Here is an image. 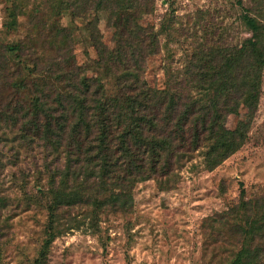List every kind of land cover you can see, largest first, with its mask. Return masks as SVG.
Masks as SVG:
<instances>
[{"label":"trees","instance_id":"1","mask_svg":"<svg viewBox=\"0 0 264 264\" xmlns=\"http://www.w3.org/2000/svg\"><path fill=\"white\" fill-rule=\"evenodd\" d=\"M124 1L100 0L96 9L117 17ZM150 2L145 0L142 6L150 8ZM122 18V24L129 25L116 28L115 49L93 34L96 65L116 81L120 91L115 96L107 94L100 79L82 75L70 56L66 42L71 35L66 30L52 38L54 44H64L55 46L57 56L45 64L31 60L34 68H29L26 57L36 53L32 55L28 47L16 48L20 71L39 77L28 104L10 97L0 100V148L9 149V154L15 151L18 159L21 148L26 153L38 149L45 161L40 166L31 154L36 179L42 182L45 176L46 180L44 189L32 197L36 201L38 195L42 200L46 197L51 205L43 258L55 238L84 227L97 234L105 213H129L136 185L158 176L174 179L182 159L193 152L201 150L207 170L217 168L230 156V137L242 145V136L225 127L226 117L241 105L256 108L259 102L264 71V23L259 19L242 16L252 37L233 46L210 42L205 29L201 36L194 34L197 45L182 62L181 73L174 71V56H168L166 87L157 89L146 83L144 73L148 58L165 48L162 32ZM3 60L0 51L2 70ZM11 160L16 165L17 160ZM20 171L18 181L13 174L11 182L23 189L17 184L25 183L26 173ZM2 218L0 214V222ZM207 221L205 241L210 251L230 248L231 264H264V196L234 204Z\"/></svg>","mask_w":264,"mask_h":264},{"label":"rangeland","instance_id":"2","mask_svg":"<svg viewBox=\"0 0 264 264\" xmlns=\"http://www.w3.org/2000/svg\"><path fill=\"white\" fill-rule=\"evenodd\" d=\"M99 1L0 0L1 102L9 97L13 102H31L32 84L39 76L23 68L20 71L16 48L20 45L31 48L32 55L36 53L26 57L29 68L35 66L31 60L45 64L57 56L55 46L64 45L53 42L58 31L70 32L66 44L82 75L100 79L107 94L115 96L120 91L116 81L96 65L93 34L115 49L116 28L129 25L122 24V16L133 18L142 29L162 32L160 39L166 49L148 58L144 73L146 83L157 89L166 87L168 56H174V71L182 70V62L197 45L194 34L201 36L205 29L210 42L233 46L252 37L242 16L250 14L264 23V0H153L146 9L142 6L145 0H130L131 7L126 0L117 17L98 11ZM68 5L73 6L71 10ZM260 91L256 108L241 105L226 117L225 127L242 136V145L230 137V156L221 165L207 170L201 150L193 152L182 159L181 166L175 165L180 166L176 180L158 176L136 185L129 213H105L97 234L84 227L55 238L44 258L51 205L46 197L42 200L38 195L37 201L32 197L44 189L46 180L45 176L42 182L36 179L31 154L40 166L45 161L38 149L26 153L21 148L18 159L15 151L9 154V149L0 148V200L6 202L0 204L4 207L0 212V264H231L234 253L230 248L214 253L206 245L207 220L234 204L264 196V71ZM11 158L17 160L16 165ZM20 169L26 173L25 183L17 184L23 189L11 182L13 174L18 181Z\"/></svg>","mask_w":264,"mask_h":264}]
</instances>
